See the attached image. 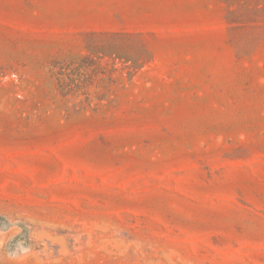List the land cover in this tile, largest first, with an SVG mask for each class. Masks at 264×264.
Returning <instances> with one entry per match:
<instances>
[{
  "label": "rangeland",
  "instance_id": "rangeland-1",
  "mask_svg": "<svg viewBox=\"0 0 264 264\" xmlns=\"http://www.w3.org/2000/svg\"><path fill=\"white\" fill-rule=\"evenodd\" d=\"M0 264H264V0H0Z\"/></svg>",
  "mask_w": 264,
  "mask_h": 264
}]
</instances>
